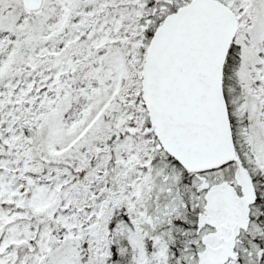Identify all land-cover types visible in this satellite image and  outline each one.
Segmentation results:
<instances>
[{
    "label": "snow or ice",
    "instance_id": "snow-or-ice-1",
    "mask_svg": "<svg viewBox=\"0 0 264 264\" xmlns=\"http://www.w3.org/2000/svg\"><path fill=\"white\" fill-rule=\"evenodd\" d=\"M0 264H264V0H0Z\"/></svg>",
    "mask_w": 264,
    "mask_h": 264
}]
</instances>
